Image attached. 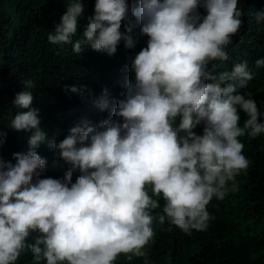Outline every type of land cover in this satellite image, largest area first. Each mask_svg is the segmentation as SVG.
<instances>
[{"label": "clouds", "instance_id": "clouds-1", "mask_svg": "<svg viewBox=\"0 0 264 264\" xmlns=\"http://www.w3.org/2000/svg\"><path fill=\"white\" fill-rule=\"evenodd\" d=\"M83 15L66 0L46 36L25 38L0 101V264H164L155 240L209 230L246 141L264 139L250 93L264 57L235 50L264 24L252 0H95ZM84 50L105 58L72 83Z\"/></svg>", "mask_w": 264, "mask_h": 264}, {"label": "trees", "instance_id": "trees-1", "mask_svg": "<svg viewBox=\"0 0 264 264\" xmlns=\"http://www.w3.org/2000/svg\"><path fill=\"white\" fill-rule=\"evenodd\" d=\"M82 2L84 15L79 18V26L92 15L95 0ZM252 4L254 11L264 9V0H252ZM64 11L66 0H0V101L6 93L14 92L18 81L15 74L20 68L17 63L25 38L38 29L46 36L47 31L59 22ZM253 25L260 30L259 33L254 32L256 38L247 40V44L235 50L242 56L256 54L264 57V24L257 23L253 18ZM103 58L105 56L94 55L86 50L75 55L78 69L69 71L71 82H77L83 71L87 72V81L93 82L97 77L95 70ZM25 61V58H21V62ZM42 65L40 61L37 69ZM33 73L34 69H30L23 78H32ZM99 73L103 75V80L99 81H104V73ZM42 76L46 78L47 72H42ZM255 86L253 93L264 97V79L259 83L254 80L250 93ZM53 103L54 100L50 109L65 110L57 107V102ZM7 112L9 108L0 105V131L6 130L8 133ZM246 148L243 153L249 160L248 168L237 175V190L229 191L215 204L216 215L211 218V228L191 233L175 228L155 240L151 251L164 264H264V139L261 142L249 139ZM47 171L49 173V169ZM21 257L23 259H18L21 260L19 264H34L29 258L30 253H24Z\"/></svg>", "mask_w": 264, "mask_h": 264}, {"label": "bare ground", "instance_id": "bare-ground-1", "mask_svg": "<svg viewBox=\"0 0 264 264\" xmlns=\"http://www.w3.org/2000/svg\"><path fill=\"white\" fill-rule=\"evenodd\" d=\"M239 41L241 42V41H243V40L240 39ZM250 58H251V56L248 58L249 61H250ZM256 58H260L259 55H256ZM230 62H231V63H230V66H231V64L234 62V60H231ZM231 68H232V66H231ZM257 88H258V90H261L259 87H257ZM43 157H44V155H43Z\"/></svg>", "mask_w": 264, "mask_h": 264}]
</instances>
